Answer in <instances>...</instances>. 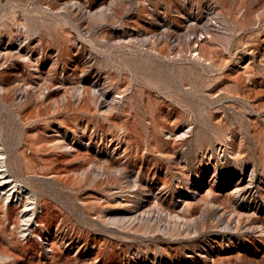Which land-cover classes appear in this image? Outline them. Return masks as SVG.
Returning <instances> with one entry per match:
<instances>
[{
    "label": "rangeland",
    "instance_id": "rangeland-1",
    "mask_svg": "<svg viewBox=\"0 0 264 264\" xmlns=\"http://www.w3.org/2000/svg\"><path fill=\"white\" fill-rule=\"evenodd\" d=\"M109 1L0 0V264H264V0Z\"/></svg>",
    "mask_w": 264,
    "mask_h": 264
},
{
    "label": "bare ground",
    "instance_id": "bare-ground-1",
    "mask_svg": "<svg viewBox=\"0 0 264 264\" xmlns=\"http://www.w3.org/2000/svg\"><path fill=\"white\" fill-rule=\"evenodd\" d=\"M68 2L70 3V8L68 7L69 8L68 12L71 16L78 17V18H85L90 14V9L88 7H86V5H84L81 2V0H68ZM112 2H113V0H110L108 4H106L105 6H101L99 11L101 13L103 11L104 12L103 15H106L107 12L112 13V6H111ZM2 57H3L2 53L0 52V59H2ZM9 90H12V89H9ZM20 92L21 93H24V92L29 93V90L26 86H22L20 89ZM3 158H4V151H3V148H2V145L0 142V200L3 203L2 207L3 206L4 207L11 206L12 208L17 209L16 213L18 212V214L20 216L19 219L21 218V223L19 225H20L21 229L26 233V230L28 228H30V227L34 228L35 227L34 226L35 223L33 224V220L35 219V217L37 215V208H36L37 202L35 200V196L32 193H30L28 190H25L23 185H20L19 183H16L15 181H13L14 179L13 180L11 179L10 175L7 172V168L4 164ZM3 209H1V210L3 211ZM6 212H4V213H6ZM3 217L1 216V218H3ZM5 219H6V216H5ZM14 222H15V220H14ZM19 222H20V220H19ZM18 228L19 227H17V230H18ZM33 228H30V229H33ZM34 230H35V228H34Z\"/></svg>",
    "mask_w": 264,
    "mask_h": 264
}]
</instances>
